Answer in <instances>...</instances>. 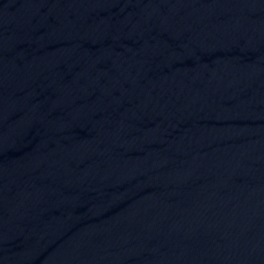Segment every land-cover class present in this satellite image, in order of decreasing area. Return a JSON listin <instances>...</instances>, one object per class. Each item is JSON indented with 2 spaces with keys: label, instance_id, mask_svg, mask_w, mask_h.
Masks as SVG:
<instances>
[{
  "label": "water",
  "instance_id": "obj_1",
  "mask_svg": "<svg viewBox=\"0 0 264 264\" xmlns=\"http://www.w3.org/2000/svg\"><path fill=\"white\" fill-rule=\"evenodd\" d=\"M0 264H264V0H0Z\"/></svg>",
  "mask_w": 264,
  "mask_h": 264
}]
</instances>
